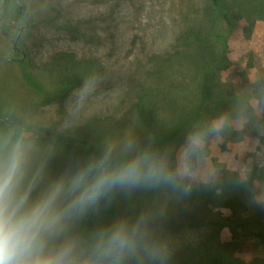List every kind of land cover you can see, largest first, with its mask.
Returning <instances> with one entry per match:
<instances>
[{
    "label": "rangeland",
    "instance_id": "rangeland-1",
    "mask_svg": "<svg viewBox=\"0 0 264 264\" xmlns=\"http://www.w3.org/2000/svg\"><path fill=\"white\" fill-rule=\"evenodd\" d=\"M210 1L0 0V146H25L33 198L80 162L52 137L149 147L176 185L114 193L99 230L141 222L163 264H264V0H220L231 32Z\"/></svg>",
    "mask_w": 264,
    "mask_h": 264
},
{
    "label": "clouds",
    "instance_id": "clouds-1",
    "mask_svg": "<svg viewBox=\"0 0 264 264\" xmlns=\"http://www.w3.org/2000/svg\"><path fill=\"white\" fill-rule=\"evenodd\" d=\"M200 143L193 137L191 149ZM26 164L22 142L0 146V264H163L141 222L118 221L87 240L67 235L66 226L116 192L176 185L165 156L132 140L119 150L109 146L70 166L35 198Z\"/></svg>",
    "mask_w": 264,
    "mask_h": 264
},
{
    "label": "trees",
    "instance_id": "trees-1",
    "mask_svg": "<svg viewBox=\"0 0 264 264\" xmlns=\"http://www.w3.org/2000/svg\"><path fill=\"white\" fill-rule=\"evenodd\" d=\"M210 3H211L212 9L218 14L222 24L224 26H226L229 29V31L231 32L232 28L234 29V27H235V24L233 21H236L235 18H234V20L231 18L232 11L228 7L224 6L220 2V0H211ZM199 35L200 34H198V30L196 29V27L191 28L188 31L187 35L185 36L184 40H186V41L183 44L184 49L190 50L192 47H193V49H194V47L198 48L200 46L199 45ZM198 68L202 69V65L199 63H198ZM210 86H211V81L209 78H206L205 83L203 84V90H202V92L204 94L202 97L203 104L205 102H207V100L209 98ZM199 112H202V108H200ZM6 118H7V116H5L4 114H2L0 112V120H4ZM8 119L9 118H7V120ZM12 121L13 120H11V122ZM12 123H15L16 125H18V121H16V120ZM12 123H10L11 127L14 126V125L12 126ZM260 126H261L262 132L264 133V111H263V118L260 120ZM18 128H19V126H18ZM35 131H38V130L35 129ZM52 141L55 145H57V146L63 145L66 148H68L69 150H71L72 152H74L77 155L78 160L80 162L86 160L87 158H89L91 156H98V154L95 153V150H93V149L81 150V149L76 148L73 145L74 141H71V139H69L68 137H52ZM261 179L264 180V176H262ZM104 212H105V202H101V204L99 206H97L94 209H90L87 212V214H86L87 220L84 221V224L90 228V230L93 234L95 232L99 231L100 220H101V217L104 214ZM82 228L84 229L83 223H82ZM230 246H235V244L234 243H224L222 245L223 251L225 253L229 252Z\"/></svg>",
    "mask_w": 264,
    "mask_h": 264
}]
</instances>
